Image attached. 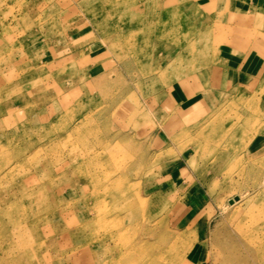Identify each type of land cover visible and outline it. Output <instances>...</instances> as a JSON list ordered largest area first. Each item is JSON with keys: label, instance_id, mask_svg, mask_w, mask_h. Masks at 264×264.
<instances>
[{"label": "rangeland", "instance_id": "1", "mask_svg": "<svg viewBox=\"0 0 264 264\" xmlns=\"http://www.w3.org/2000/svg\"><path fill=\"white\" fill-rule=\"evenodd\" d=\"M215 1L0 0V264H264V89L198 103Z\"/></svg>", "mask_w": 264, "mask_h": 264}, {"label": "crops", "instance_id": "2", "mask_svg": "<svg viewBox=\"0 0 264 264\" xmlns=\"http://www.w3.org/2000/svg\"><path fill=\"white\" fill-rule=\"evenodd\" d=\"M215 8L221 24L231 20L234 24L230 39L224 37L219 47V62L202 75L207 77V92L198 103L233 102L236 89L239 94L247 91V95L255 86L264 89V0H216ZM245 31H252L257 37L244 38ZM213 75L214 83L208 81Z\"/></svg>", "mask_w": 264, "mask_h": 264}, {"label": "bare ground", "instance_id": "3", "mask_svg": "<svg viewBox=\"0 0 264 264\" xmlns=\"http://www.w3.org/2000/svg\"><path fill=\"white\" fill-rule=\"evenodd\" d=\"M184 9H185V8H184ZM184 11H185V10H184ZM119 47H120V46H119ZM239 133H240V132H239ZM234 135H235V134H234ZM262 181H264V180H262ZM236 197H238V199L240 200V197H239V196H236ZM234 198H235V197H234ZM234 198H233V199H234ZM233 199H231V200H233ZM242 199H243V197H242ZM229 201H230V200H229ZM238 202H239V201H238ZM262 203H264V202H262ZM233 205H234V204H233ZM167 223H168V221H167ZM167 242H168V241H167ZM167 242H166V243H167ZM142 243H143V242H142ZM168 244H169V243H168ZM139 245H140V244H139ZM162 246H165V245L162 244ZM257 246H258V245H257ZM165 247H166V246H165ZM255 247H256V246H255ZM141 249H142V248H141ZM164 249H165V248H164ZM164 249H163V250H164ZM142 250H143V249H142ZM249 250H250V249H249Z\"/></svg>", "mask_w": 264, "mask_h": 264}, {"label": "water", "instance_id": "4", "mask_svg": "<svg viewBox=\"0 0 264 264\" xmlns=\"http://www.w3.org/2000/svg\"><path fill=\"white\" fill-rule=\"evenodd\" d=\"M235 201H239L238 197H235L233 200H230V201L228 202V204H229V205H233V203H234Z\"/></svg>", "mask_w": 264, "mask_h": 264}]
</instances>
